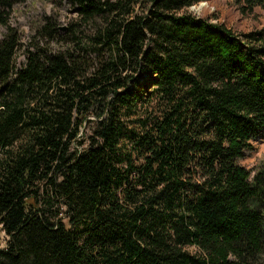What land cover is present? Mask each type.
I'll return each instance as SVG.
<instances>
[{"label": "trees", "instance_id": "obj_1", "mask_svg": "<svg viewBox=\"0 0 264 264\" xmlns=\"http://www.w3.org/2000/svg\"><path fill=\"white\" fill-rule=\"evenodd\" d=\"M26 1L0 0V264H264V168L240 165L264 140V25L68 0L55 51L51 19L26 46L9 24Z\"/></svg>", "mask_w": 264, "mask_h": 264}, {"label": "rangeland", "instance_id": "obj_2", "mask_svg": "<svg viewBox=\"0 0 264 264\" xmlns=\"http://www.w3.org/2000/svg\"><path fill=\"white\" fill-rule=\"evenodd\" d=\"M75 10L76 7L68 0L61 2L57 0H27L14 7L9 24L20 33L21 43L26 46L34 41L32 39L35 37L36 30L47 23L46 19H51L59 27L58 35H55L54 39H49L48 42L43 40L40 43H48V48L56 51L65 44L63 41L67 37L70 24L76 20ZM136 11L140 13L139 7ZM188 12L212 24L222 25L238 35L258 31L264 25V11L255 9L252 14L243 15L234 0H205L190 8ZM4 32V29H0V38ZM24 63L25 49H22L16 57V69L21 68ZM145 83V77L141 76L140 86ZM86 132L89 134L88 128ZM240 165L252 174H255L258 169L264 168V140L253 143V150L246 154L240 161ZM5 241L4 234L0 232L2 247L5 246ZM189 251L193 254L198 252L196 248H190Z\"/></svg>", "mask_w": 264, "mask_h": 264}]
</instances>
